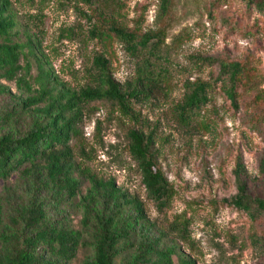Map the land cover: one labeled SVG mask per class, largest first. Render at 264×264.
I'll return each instance as SVG.
<instances>
[{
  "label": "rangeland",
  "instance_id": "374dc122",
  "mask_svg": "<svg viewBox=\"0 0 264 264\" xmlns=\"http://www.w3.org/2000/svg\"><path fill=\"white\" fill-rule=\"evenodd\" d=\"M9 1L17 23L14 40L25 43L30 36L37 47L35 57L27 55L31 82L42 64L53 72L58 84L73 91L95 86L96 55L109 62L119 83L134 81L137 60L108 33L112 26L140 37L155 36L156 46L168 57L164 63L169 74L161 91L133 105L135 116L102 101L83 104L80 133L71 142L77 194L71 199L64 192L52 198L44 193L47 219L81 231L85 242L74 260L60 264H89L94 259L96 221L92 218L88 228L83 225L89 203L92 214L100 212L99 199L92 201V179L113 181L143 204L153 225L150 236L160 241V248L171 247L197 264H264V217L252 220L229 203L237 194L234 173L238 158L246 168L249 193L264 199L263 0H171L166 14L161 0H92L90 4L85 0ZM196 57L242 65L245 72L237 89V107L216 81L219 63L200 68L194 63ZM21 65H25L23 58ZM196 81L213 85L211 99L183 124L178 107L186 84ZM1 83L12 96L0 95V135L23 136L41 116L18 110L7 119L15 99H26L27 94L14 82ZM131 130L151 134L155 140L157 170L173 187L170 206L163 212L149 198L130 154ZM24 169L12 173L8 180L0 179L4 218L10 204L26 202L28 175ZM38 189L44 191L41 186ZM139 225L131 222L129 226L133 240ZM5 251L0 242V255ZM126 253L117 258V264ZM174 261L179 263L177 256Z\"/></svg>",
  "mask_w": 264,
  "mask_h": 264
},
{
  "label": "trees",
  "instance_id": "16d2710c",
  "mask_svg": "<svg viewBox=\"0 0 264 264\" xmlns=\"http://www.w3.org/2000/svg\"><path fill=\"white\" fill-rule=\"evenodd\" d=\"M90 4L92 0H85ZM161 10L166 14L171 0H161ZM264 2V0H263ZM264 4H261L263 8ZM17 23L13 18L9 0H0V95L12 96L1 81L16 83L26 90V99H15L7 119L21 112L35 111L41 119L23 136L12 133L0 135V179L8 180L12 173L25 167L28 175L26 202L19 206L9 205L4 218L0 205V242L6 251L0 255V264H60L75 259L78 249L85 243L82 232L65 224L51 223L47 219V197L66 193L74 198L79 182L74 174L77 165L71 142L79 136L82 121V106L85 103L106 102L133 117V105L154 98L162 88L169 69L165 67L168 57L155 44V36H138L123 28L112 26L108 33L114 35L132 58L137 60V78L124 84L113 76L109 62L100 55L93 60L96 85L73 91L58 84L53 72L40 64L38 75L31 82L30 64L27 55L36 56L37 47L28 36L25 43L14 40ZM103 34L99 33L98 36ZM158 40V39H157ZM29 48L28 53L26 48ZM25 65H21V59ZM194 63L203 66L220 65L217 82L224 93L237 107V89L244 79V68L238 62L227 63L212 58L196 57ZM40 62V61H39ZM213 85L210 82H188L184 99L179 105V118L188 124V116L206 106L211 99ZM14 109V110H13ZM130 154L137 163L149 198L160 212L170 206L173 187L165 175L157 170L155 140L151 134L131 130L129 132ZM264 171V160L262 161ZM237 194L229 203L246 212L252 220L264 217V199L253 198L249 193L246 168L238 158L235 170ZM93 198H98L100 212L92 214L86 206L84 228L89 221H96L92 236L94 259L89 264H117V258L127 250L120 264H197L190 257L177 255L171 247L160 248V241L153 240L150 232L153 225L147 219L143 204L119 189L115 182L91 180ZM41 186L44 191H40ZM49 198V197H48ZM128 213V214H127ZM139 225V234L133 240L130 224ZM135 242V243H134Z\"/></svg>",
  "mask_w": 264,
  "mask_h": 264
}]
</instances>
